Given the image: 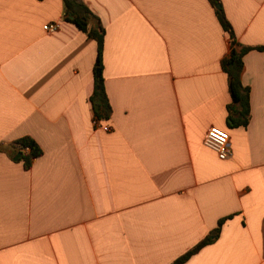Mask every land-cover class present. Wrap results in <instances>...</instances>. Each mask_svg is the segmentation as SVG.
Wrapping results in <instances>:
<instances>
[{
  "label": "crops",
  "instance_id": "1",
  "mask_svg": "<svg viewBox=\"0 0 264 264\" xmlns=\"http://www.w3.org/2000/svg\"><path fill=\"white\" fill-rule=\"evenodd\" d=\"M83 1L106 30L108 131L97 42L64 1L0 0V264H170L212 234L183 264H264V51L244 56L251 116L234 126L229 34L208 0ZM220 5L264 46V0ZM211 126L231 157L204 144ZM26 135L43 150L29 169L10 147Z\"/></svg>",
  "mask_w": 264,
  "mask_h": 264
},
{
  "label": "trees",
  "instance_id": "2",
  "mask_svg": "<svg viewBox=\"0 0 264 264\" xmlns=\"http://www.w3.org/2000/svg\"><path fill=\"white\" fill-rule=\"evenodd\" d=\"M65 9V19L75 24L88 37L97 42L98 56L95 64V89L91 96L94 120H108L112 114V106L106 91L103 69V49L105 44L106 30L99 16L83 0H63ZM215 8L217 18L225 31L229 34L230 49L228 54L221 60V66L228 75V87L231 102L228 104L229 120L232 125L247 126L251 116L250 87L242 80L244 69V56L252 49L264 51V46H250L241 43L235 34L234 28L226 16L222 7L217 8L216 4L220 0H208ZM100 69L97 72V69ZM12 154L20 153L19 161L23 162L26 169H29L33 161L43 154V150L38 142L31 136H23L14 140L10 144ZM228 218V217H227ZM227 218L220 219L215 235L220 232L221 226ZM213 241V234L207 235L193 247L178 256L170 264H183L192 255L197 253L202 247Z\"/></svg>",
  "mask_w": 264,
  "mask_h": 264
},
{
  "label": "built area",
  "instance_id": "3",
  "mask_svg": "<svg viewBox=\"0 0 264 264\" xmlns=\"http://www.w3.org/2000/svg\"><path fill=\"white\" fill-rule=\"evenodd\" d=\"M45 30L50 32L56 31L60 27L59 22H49L44 26ZM95 125H99L108 131L111 127L108 124H101V121L94 120ZM203 142L206 146L215 150L220 159H227L232 156V147L230 144V135L226 129L218 126H211L205 133Z\"/></svg>",
  "mask_w": 264,
  "mask_h": 264
},
{
  "label": "water",
  "instance_id": "4",
  "mask_svg": "<svg viewBox=\"0 0 264 264\" xmlns=\"http://www.w3.org/2000/svg\"><path fill=\"white\" fill-rule=\"evenodd\" d=\"M216 7H217V8H220V7H221L220 3H217V4H216ZM99 71H100V69L98 68V69H97V72H99ZM19 156H20V153H18V154L15 156V159L17 160V159L19 158ZM213 236H214V234H213Z\"/></svg>",
  "mask_w": 264,
  "mask_h": 264
}]
</instances>
